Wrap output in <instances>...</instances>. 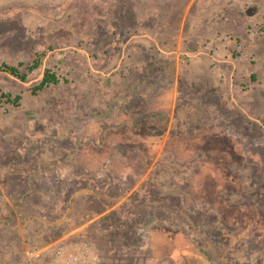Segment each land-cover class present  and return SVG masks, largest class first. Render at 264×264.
<instances>
[{"label": "rangeland", "instance_id": "374dc122", "mask_svg": "<svg viewBox=\"0 0 264 264\" xmlns=\"http://www.w3.org/2000/svg\"><path fill=\"white\" fill-rule=\"evenodd\" d=\"M1 64L0 264H264V0H0Z\"/></svg>", "mask_w": 264, "mask_h": 264}, {"label": "crops", "instance_id": "0c3cea01", "mask_svg": "<svg viewBox=\"0 0 264 264\" xmlns=\"http://www.w3.org/2000/svg\"><path fill=\"white\" fill-rule=\"evenodd\" d=\"M222 187L224 188V186ZM216 188L218 189V187ZM192 247L195 248L194 241L183 232L175 231L170 233L161 229H154L150 232L149 249L152 252V264L164 258L168 260L169 264H175L172 253L184 255L187 250L193 249Z\"/></svg>", "mask_w": 264, "mask_h": 264}, {"label": "trees", "instance_id": "16d2710c", "mask_svg": "<svg viewBox=\"0 0 264 264\" xmlns=\"http://www.w3.org/2000/svg\"><path fill=\"white\" fill-rule=\"evenodd\" d=\"M39 64H40L39 63V59H38V57H36V58H34L32 60V62L30 64H27L25 66V69H26V71H31V70L36 69L37 67H39ZM19 65H21V63ZM0 68L4 69L8 73L14 75L15 77H17L20 80H24L25 77H26L25 72H20L18 70V67L17 66H11V65H7V64H1ZM59 81H60V78L54 72L46 69L44 71L43 75H42V78H41L40 82L36 85V88H41L42 86H44L45 84H48V83L56 84ZM3 96L8 101H9V99H11L8 94H3ZM15 99H16V97L14 99H11V101H15ZM217 193H218V191L206 195V197H205L206 200H208L209 203L211 202L210 203V206H208L209 208H211L212 201L215 200L216 198H222L223 199V197L222 196L219 197V195ZM200 207H202V206H200ZM202 209H204V208H202ZM209 211H210V209H207V212H209ZM203 212H205V211L203 210ZM166 231L170 232V229H166Z\"/></svg>", "mask_w": 264, "mask_h": 264}, {"label": "flooded vegetation", "instance_id": "af4514ba", "mask_svg": "<svg viewBox=\"0 0 264 264\" xmlns=\"http://www.w3.org/2000/svg\"><path fill=\"white\" fill-rule=\"evenodd\" d=\"M190 254H193V252H191V249L190 250H187V252L184 254V255H179L177 253L173 254L172 255L174 256L173 258V261H175L174 263L176 264H184V262H186L185 260L187 259L188 255ZM176 256V257H175ZM189 257H193L196 259V262L197 264H209L206 260H204V258L198 254H193L192 256H189Z\"/></svg>", "mask_w": 264, "mask_h": 264}, {"label": "built area", "instance_id": "2783aa9c", "mask_svg": "<svg viewBox=\"0 0 264 264\" xmlns=\"http://www.w3.org/2000/svg\"><path fill=\"white\" fill-rule=\"evenodd\" d=\"M225 38V37H224ZM240 49V45L239 44H237L236 45V51H238ZM31 264H35V263H31Z\"/></svg>", "mask_w": 264, "mask_h": 264}]
</instances>
